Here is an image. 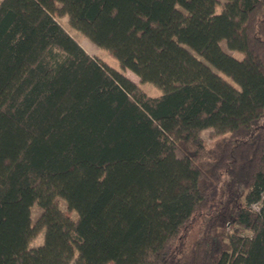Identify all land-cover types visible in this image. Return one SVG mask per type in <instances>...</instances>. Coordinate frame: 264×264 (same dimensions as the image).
<instances>
[{
  "label": "trees",
  "instance_id": "obj_1",
  "mask_svg": "<svg viewBox=\"0 0 264 264\" xmlns=\"http://www.w3.org/2000/svg\"><path fill=\"white\" fill-rule=\"evenodd\" d=\"M0 264H264V0H0Z\"/></svg>",
  "mask_w": 264,
  "mask_h": 264
},
{
  "label": "rangeland",
  "instance_id": "obj_2",
  "mask_svg": "<svg viewBox=\"0 0 264 264\" xmlns=\"http://www.w3.org/2000/svg\"><path fill=\"white\" fill-rule=\"evenodd\" d=\"M222 2V0H220ZM56 20L58 21V23L77 41V43L91 56L99 58L104 60L105 62H107L109 65H111L112 67L120 70L121 72H123L127 77H129L130 79H134L133 81L135 83H137L145 92H147L148 94L152 95V94H157L159 93V89L153 85L150 82H141L139 80V78L133 73L131 72L129 69L127 68H123L119 65L118 61L116 60V58L112 57L111 55H109L106 50H104L103 48H101L100 46H98L97 44H95L93 41L90 40L89 37H87L82 31L76 29L70 22L68 19V16L66 14H56L55 15ZM221 47L223 48V50H225L228 54L236 57V58H241L242 57V52L236 51V50H230L226 47L224 40H222L220 42ZM224 79L226 80H230L226 75L224 74H220ZM215 135V130L212 128H205L203 130L200 131V137L202 138V140L204 142H209ZM57 203L58 206L61 210H65V202L63 199L58 198L57 199ZM41 209L37 208L35 205H33L31 207V221L34 222L36 220V218L38 217V215L40 214ZM72 217L76 218V212L72 211ZM200 218H195L194 220L191 221V224L188 228V230L186 231L185 237H186V241L189 242L191 241L195 235H196V231L197 228L200 224ZM43 232L44 229L41 228L40 230H38L33 237L31 238L29 245L30 246H36L42 243L43 240Z\"/></svg>",
  "mask_w": 264,
  "mask_h": 264
},
{
  "label": "crops",
  "instance_id": "obj_3",
  "mask_svg": "<svg viewBox=\"0 0 264 264\" xmlns=\"http://www.w3.org/2000/svg\"><path fill=\"white\" fill-rule=\"evenodd\" d=\"M132 79V78H131ZM132 80H134V79H132Z\"/></svg>",
  "mask_w": 264,
  "mask_h": 264
}]
</instances>
